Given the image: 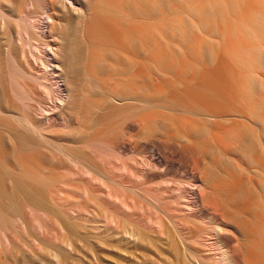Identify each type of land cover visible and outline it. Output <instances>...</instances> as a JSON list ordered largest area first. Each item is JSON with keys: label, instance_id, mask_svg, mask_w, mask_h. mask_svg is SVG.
Instances as JSON below:
<instances>
[{"label": "bare ground", "instance_id": "1", "mask_svg": "<svg viewBox=\"0 0 264 264\" xmlns=\"http://www.w3.org/2000/svg\"><path fill=\"white\" fill-rule=\"evenodd\" d=\"M3 1L4 4L2 0H0V18L3 20L15 18L17 20L19 42L21 41V44L24 45L22 47V52L23 55L28 59L31 73H26L24 70L17 71L14 68L13 55L9 48L7 49V51H5L6 53H3V55L0 53V114H7L9 112V109H11V105L13 103H18L21 107L25 108L29 112V116L24 119L23 123L30 131L36 132L37 127L44 121H47V124L48 121H60L58 111L62 110L65 105H68L70 103L69 100L71 99V97L73 96V92L75 91L74 89L73 91L70 87V72L66 66L68 65V63L71 65L72 60L74 63H81V54L86 48H84L81 43L75 42L71 46L67 45V47L65 48V56H60V52L56 43L49 42V44L47 45L38 43L35 38L32 37V35L42 33L41 31H39L41 29V27L39 26V20L38 18H34L37 20L30 18L32 17L31 14L35 12L33 10L37 5L42 7L47 13V21L45 23L47 25H45L46 27H50L56 24L55 16L59 14L58 5L60 4L63 9H66L70 12H78L82 15L91 14V22H89L91 23V27L90 31H87L89 32L87 33L88 39L93 42L96 41V44H98L99 42L102 43L103 41L107 42V40L113 41H110L112 46L104 47L106 45L98 46V44L97 46L95 45V47L86 50L87 53H90L91 57V62L86 65V70L90 77H93L92 79H94L95 77V80L98 81L110 80L111 82L123 84L120 94L112 96L109 104L107 106H104L103 108H100L99 111L103 113L109 111L110 113L108 114H111L113 108L118 109V107L120 108V106L124 108V106L126 107L132 104L147 107L150 104H158L164 98L168 101L172 100V94L175 92L171 94V90H173L171 88L170 91L166 92L165 94L163 93L164 96H162V94L160 95L159 93H162V91H159L158 95V93L154 94L152 92H148L147 89L143 88L142 86L134 89L129 85L141 82L143 83L147 80H151V78L154 77V72L152 71V69L145 68L141 63L140 56L141 53H145L144 57H146L147 60L152 57V53L148 48L145 49V52H142L141 47L136 44L137 42L134 34H136L137 36L138 34L140 35V30L131 29V31H125L122 29L125 26L126 22L125 15H146L150 17L153 14L164 13L168 10L166 0ZM80 7L81 10L78 9ZM31 10L32 13L30 12ZM28 14L31 16H29ZM35 14H37V12ZM113 20L116 21L117 25H114L112 23ZM205 52H207L208 54V57L206 56L207 59H211L208 62H205L206 64L209 63V69L211 68V70H209V72L207 71L206 75H204V72V76L197 72H186L188 73V81L191 82V84L193 83L194 86L189 87V89L186 88L188 86L185 84V88L181 86L183 87L181 88L182 90H174L177 93L181 91L179 93L181 95L178 96L177 94V100L175 101L177 103V108H182L180 106H187L188 108H190V110H207L205 111L208 116V118L205 119L206 124L204 123L203 119L204 114L200 115V117L203 116L201 117L203 119V122H201L208 126L205 127L203 126L204 124L200 123V119H197L198 116L196 118V115L198 114H195V116L189 119L190 121L186 122L183 127H179V125H177V127L176 124L173 125L170 120H166L168 122L167 124L163 122L165 124L162 123V127H157H160V130L165 131L169 134L174 133L178 136L179 139L182 140L183 144H177L170 138H165L164 140H160L159 142L155 141L156 149L165 155L166 160L164 161V163L168 165V168L170 167L171 169L179 166L180 168H185L187 170V173L191 172V174H193L192 179L194 178L193 180H195V184H193L194 182L192 183L194 186L191 184L194 187V189L192 188L193 190L191 191L192 197L187 199L184 198L186 200L182 201L180 199V196H178L177 194L178 191L175 192V190H177L178 188L174 189L173 193L169 189L170 193L172 194L171 196L169 194L168 197L166 196L168 192L162 191L160 192V194H155L151 191L149 192L147 189L143 190V188L140 187L141 177L139 174L141 172L138 174L136 168H134L131 164L121 160V155L127 152L132 156L134 154V156H136V154H138L141 150V143L139 140L132 139L133 136H130L129 134L136 130H139L140 132L146 131L147 133H151L153 132L156 121L155 118H149L150 116L148 115V117L144 116L137 121L132 120L131 122H128L127 120L126 123L121 118L122 120H120L123 121L124 123H122L125 125H122L121 128H125L126 131H129V133H126L123 138H112L107 137L110 135L101 137L95 136V132L94 136L89 138L87 143H85L87 144V150L85 149L86 152L83 155H75L72 159V163L75 166L76 170L78 169V174H82L81 176L83 177L85 176L86 178H84L88 179L86 181H89L91 184L93 183L97 185V195H100V197H102V199L106 203H108V205L115 207L116 210L123 214V217H134L135 219H140L141 221L133 222L135 226H130L131 223L128 226H121V222H104L105 226H107L108 228H105L104 223L102 222L103 224L101 223V225H103L105 229H110L113 231H111L113 233L112 236L110 235L111 238L109 237V235H107L109 237L107 239V236L105 234L103 235L105 237V240L103 237V240H98L97 236L99 234L94 239V236L89 235V232H83L82 224L85 222H55L54 231H49L47 227L48 225L46 227L42 226L44 241H42L43 243L40 247L43 251L42 260L41 258L40 260L43 261V264L264 263V244L260 251L259 247L257 246L258 242L256 244L253 239L254 236L260 238V229L258 226L253 225V227L250 221L243 215L245 213V210H242L238 207L245 202V199H243V196L241 194L242 188L239 186L241 181H239L238 183V180H241L243 176L236 181L235 176L238 173H226L228 174L227 176L223 175L221 179L217 178V181H212V178L208 175L210 174V169L208 168V171V169L206 168L207 175L204 170V167L207 164V154L214 152L212 147H207L206 145H216L219 148V145L217 144H220V140L222 139L218 132H215L213 137L212 135L209 136L208 130L210 125L211 130H213V134L214 130L220 131L218 130L219 126V129L228 127L230 128V130H232L231 127L234 128V126L238 124V119L247 118L248 120L250 119L252 123L254 122V124L258 126L257 128L259 129V131H261L263 135L262 137L264 139V93H262V88L257 81H255V84L253 86V82L251 83L246 76L244 78H246L248 83H251V86H253L252 89L248 85L249 89H252V92L248 91V93L243 91L244 87H241L243 92L242 94L238 93L240 92V90H236L238 91V94H236V92H232L231 86L233 83L231 84V86L228 83V80L232 78L229 77L227 79L225 77V73L227 71L224 73L227 66L217 64L218 61L214 63V61L217 60H212L215 56L213 55L214 50L212 51L211 49H209ZM206 57L204 59L207 61ZM3 58H5V61H3ZM165 63H170L167 52H165ZM183 64L184 65H182V67H184L180 70L178 69V76H184V74L186 75L184 71L187 67L190 66L188 61L183 62ZM237 65L239 66L240 64H234V68L238 67ZM171 66L169 65L168 68ZM201 66L202 65H200V67ZM241 66L246 68V70L247 68L249 70H252L251 66L254 67V65L252 64H241L238 68H240ZM195 67H193V69ZM243 67L240 69H243ZM191 69L189 70L192 71ZM196 69L198 70V68ZM199 69L203 73V68ZM194 71L196 70L194 69ZM79 72L80 70L76 69L75 71H73V74L77 76L79 75ZM156 72L157 71H155V73ZM241 73L245 75L244 73L247 74V71H241ZM226 74L229 75V73ZM27 79L32 80V82L34 83V88L32 87L34 90L42 87H44V89L46 90L48 89V91L50 90L49 93L51 92V96L47 95L49 96L48 99H50V102L52 104L50 108L48 107V109H46L45 106V108L43 107L41 101L35 98V94H33L34 92H31L33 91V89L29 90H31L30 92L34 95V97L30 96V92L27 88V85L25 84V81ZM235 79L236 78H234V81ZM55 85H57V89ZM180 85L177 87H180ZM235 85L233 87H235ZM164 89H166V87ZM174 95H176V93ZM75 96L77 95L75 94ZM174 104L172 107L173 109L175 107ZM235 104H239L240 108L243 107V109L240 110L239 106L236 105V107ZM71 105L72 104L70 103V106ZM76 105L77 103L75 104V106ZM79 105L76 106V108H78L75 112L77 115L79 113L78 110L80 111ZM172 108L169 110H173ZM177 110L176 112L180 113L181 110ZM183 110L185 109L183 108L182 111ZM114 112L116 111L114 110ZM176 112L172 113L175 115ZM183 112L185 114L186 110ZM187 112L191 113L192 111ZM97 113L98 112H96L93 117L97 116ZM172 113L170 112V115ZM108 114L106 113V115ZM118 114L121 113H114L113 115L116 117ZM168 114L166 113V115ZM189 115L187 117H190ZM114 116L110 115L107 119L109 120L110 117L112 119ZM187 117L185 115L184 118L186 119ZM97 119L99 120V117ZM247 119H245V121H247ZM186 120L188 121V118ZM245 121L240 122L246 123ZM234 130L237 131V129L235 128L232 131ZM235 131L233 133H235ZM98 132L97 135L100 134ZM237 134L235 136H237ZM242 134H245L244 131ZM23 135L18 136L17 138L19 139L21 147H23L22 149L26 153L28 151H31L32 147L35 150L36 147L34 145L36 144H33V140L29 141V135L27 137ZM224 135H227V133ZM239 135L240 133L237 137H239ZM16 137L14 139H16ZM230 137L231 136L229 135L228 138ZM256 138L257 137L252 138V140L250 141L246 138V140L250 142L251 145H255V147L253 148L251 147V145L248 144L251 148L247 145L251 150H247L249 148H245L248 142H245L246 144L244 145V147L242 146V148L246 149L247 151H254L253 153L257 151L259 155L256 153V158L258 159H253L254 163L258 166L255 174H257L258 176H264V153L261 152V150L264 151V145H262L261 141L259 148L261 147L262 149L260 148L261 150H258L256 146L259 144V141L258 139L256 140ZM253 139H255L257 142ZM241 140L242 138L236 139V141L229 140L230 142L228 141L229 143H226L225 146L226 150L223 148L225 150V155L231 152L233 155V153H235L234 149H238V147L240 148L241 145L244 144L243 142V144L240 143ZM251 141H253L254 144ZM113 147H115V149ZM242 148L240 150L241 153L243 150ZM170 150H173V153H170ZM216 151L217 150H215V152ZM112 152L115 153L116 156H113ZM236 153L239 154V151H237ZM249 153L246 154L247 157ZM25 154L21 156V164L24 170L22 175H8L6 171L3 170L4 168H0V221L2 222L6 221L4 219H7L6 216H8L9 214L18 215L22 212V201H25L30 206L38 209H40L44 204L43 179L41 177L37 150H35V154L33 156ZM250 156L252 157L253 154L250 153ZM248 160L250 159L248 158ZM255 164L253 165L256 166ZM146 165L148 166V164ZM158 165L159 164H157L156 167H158ZM99 166L104 167L105 169H107V172L110 173L106 175L107 173L105 174L99 172ZM233 166L238 165H236L235 163ZM170 169L167 170L170 171ZM239 169V167L238 169H235L234 167V171H237ZM110 174H112L113 176L111 177ZM208 176L211 178V181ZM262 178L264 179V177ZM262 181L264 182V180ZM113 183H117L119 187L121 186L120 188H122V190L120 188L119 190L117 186L115 188L112 185ZM145 186L146 185H144L143 187L145 188ZM179 186L181 188V185ZM262 186L264 187V183L262 184ZM250 191L251 190L249 189V193ZM185 193L187 194V192ZM181 194L183 195V191ZM247 198L246 201H248ZM139 199H142V201L144 200L145 202L151 204L159 210H162L161 208H163L165 203L167 204L168 201L171 207L173 205V202L172 204L170 202L172 199H175L172 201L175 202L176 200H178V203L176 202V204L182 206V209L177 212L180 218L188 217L187 219L189 220V217L193 219L192 217L203 218L204 216H206L211 218V221L213 220L214 222H200L209 225H207L209 228L207 230H204L203 228H199L198 225V227H195L196 224L193 225L194 227H191L190 225L192 224H190L189 222H184L185 218L181 219L180 222H164V220L161 218L162 216L153 215L155 212L151 216L147 215L148 217L139 216L137 215V212L139 211L138 207H140L141 203L143 204L144 202L139 201ZM249 199L251 200V198ZM250 200L248 202H250ZM253 201L255 202V199ZM254 202L251 203V206ZM256 202L254 204H256ZM260 202L262 201L260 200ZM176 204L174 203L175 206H177ZM257 204L259 205V203ZM166 206L169 205L167 204ZM256 207L253 208L255 209ZM263 207L261 206L259 208L261 209ZM115 208H113V211L115 210ZM263 209L259 210V212L261 211V214L263 213ZM175 210L177 209L175 208ZM83 211L85 212L86 210ZM28 212L31 216L34 217L35 222H40L39 217H37V212L39 211L34 210L30 207ZM157 212L161 213L160 211ZM174 219L177 220L176 218ZM95 228L96 230L98 229L97 227ZM100 229L98 230L101 231L102 229ZM84 230L86 229L84 228ZM109 231L105 230L104 233L108 232L107 234H109ZM92 232L94 231L92 230ZM49 236H51V239ZM240 238L243 239L241 241H244V243L241 242L242 244L238 245L237 242ZM259 238L256 240L259 241ZM260 243H263V241H259V244ZM49 256L51 258H49Z\"/></svg>", "mask_w": 264, "mask_h": 264}, {"label": "rangeland", "instance_id": "2", "mask_svg": "<svg viewBox=\"0 0 264 264\" xmlns=\"http://www.w3.org/2000/svg\"><path fill=\"white\" fill-rule=\"evenodd\" d=\"M2 2L4 4L3 0ZM166 3L168 10L164 13L153 14L150 17L146 15H125L126 22L125 26L122 29L125 31H131V29L140 30V35L138 34L137 36L136 34H134L137 42L136 44L141 47L142 52H145V49L148 48L152 53V57L147 60L146 57H144L145 53H141L140 56L141 63L145 68L152 69V71L154 72V77L151 78V80H147L143 83L141 82L129 85L134 89L142 86L143 88H146L148 92H152L154 94L162 91V93L159 92L160 95L162 94V96H164L163 93L165 94L166 92L173 89L171 90V94L175 92L176 95H174L175 93L172 94L171 101H168L164 98L158 104H150L147 107L131 104L126 107L124 106V108L122 106H120V108L118 107V109L113 108V111L111 110V114H108L110 113L109 111L103 113L99 110L100 108H103L104 106H107L109 104L112 96L120 94L123 84L111 82L110 80L98 81L95 80V77L94 79H92L93 77H90L86 70V65L91 62L90 53H87L86 50L95 47V45L97 46L98 44V46L106 45L104 47H109L112 46L110 41H113L107 40V42L109 43H107L106 41H103L104 43L98 41L99 43L97 42L98 44H96V41L93 42L87 38V33H89L87 31H90L91 27V23H89L91 22V14L82 15L78 12H70L66 9H63L59 4V14L55 16L56 24L50 27H46L47 25L45 23L47 21V13L45 12V10L37 5L35 9L33 8L34 10L32 9L33 11H35L34 13H32V10L30 11L32 13H29L32 15V17L30 18H38L39 26L41 27L39 31H41L42 33L32 35V37L35 38L38 43L44 45L49 44V42L56 43L60 52V56H65V48L67 47V45L71 46L75 42L81 43L82 46L86 49L81 54V63H74L72 60L71 65L68 63V65L66 66L70 72V87L75 91L73 90V98L71 97V99L69 100L72 105L70 106L69 103V106L65 105L66 108L64 106L62 110L58 111L60 120L57 121L58 123L53 121L52 123L48 121L47 124V121H44L37 127L36 132L30 131L23 123L24 119L29 116V112L25 108L21 107L18 103H13L11 105V109H9V112L7 114H0V122L2 121L0 123V125L2 124L0 126V168H4L3 170H5L8 175H22L24 170L21 164V156L26 152L22 149L23 147H21L19 139L17 138L18 136H22L23 134L26 137L29 135V141L33 140V144H36L34 146L36 147L35 150H37L38 153L40 172L43 179L44 188V204L40 209L34 208L27 204L25 201H22L21 213H19L18 215L9 214L8 216H6L7 219H4L6 221H0V264H43V261H41L43 251L40 248L43 243L42 241H44L42 226L46 227L48 225L47 227L49 231H54L55 222H85L82 224L83 229L81 228L83 232H89V235H93L94 239L99 234L97 236L98 240H103L102 237L105 240V237L103 235H109L110 237V235H113V231L110 229H105L108 227L105 226L104 222H121V226H128L131 223L130 226H135L133 222L141 221L140 219H135L134 217H123V214L116 210L115 207L108 205V203H106L102 199V197H100V195H97V185L93 183L91 184L89 181H86L88 179H85V176L84 178L83 176H81L82 174H78V169L76 170L75 166L72 163V159L75 155H83L86 152L87 144L85 143H87L89 138L94 136L95 132V136L99 137L110 135L107 137L123 138L126 133H129V131H126L125 128H121L122 125H124L123 121H125V123L127 122V120L128 122H131L132 120L137 121L144 116L155 118L156 121L153 132L151 133H147L146 131L140 132L139 130H136L129 134L130 136H133L132 139L139 140L141 143V150L138 154H136V156H134V154L133 157L130 153L127 152L121 155V160L131 164L134 168H136L138 174L141 172L139 174L141 177L140 187L143 188V190L147 189L149 192L151 191L155 194H160V192L162 191L168 192L166 195L168 197L169 194L171 196V194L174 192V189L178 188L177 190H175V192L178 191L177 194L178 196H180V199L182 201H185L187 198L192 197L191 191L194 189L193 184H195V180H193L194 178L192 179L193 174H191V172L187 173V170L185 168H180L179 166L171 168L172 170L170 169V167L168 168V165L164 163V161L166 160L165 155L156 149L155 141L159 142L160 140L162 141L165 138H170L177 144H183L182 140L179 139L178 136L174 133L169 134L159 129L163 126V124H167L168 120H170L173 125L176 124V126L179 125V127H183L186 122L190 121L189 119L195 116V114H198L196 115V118L198 116L197 119H200V123H202L204 119V123L206 124L205 119H207L208 116L205 111L207 110H190V108H188L187 106H180L182 108H177V103L175 102L177 100V94L178 96L181 95L179 94L181 91H179V93H177L176 91L182 90L181 88H183L185 84L188 86L186 87L185 85L186 88L194 86L193 83L191 84V82L188 81L187 77L189 72H197L204 76L207 74V71L209 72V70H211V68L209 69V63H205L211 60L209 58L207 59L208 54L205 51H208L209 49H211L212 51L214 50L213 55H215L216 57L214 56V59L212 60L214 61L217 59L216 61H214V63L218 61L217 64L227 66L224 73L226 71V73H229L230 76L225 73V77L227 79L229 77L232 78L228 80L230 86L233 83L231 86L232 92H236V94H242L243 92L241 87L245 88H243V91L250 92L253 89L255 81H257L262 88V93H264V0H166ZM78 9L81 10V7ZM36 12L37 14H35ZM33 14L36 16H34ZM112 23L114 25H117L115 20H113ZM23 46L24 45L21 44V41L19 42L17 20L15 18L9 20H3L0 18V53L3 55V53H6L5 51H7V49L9 48L13 55L14 68L17 71L24 70L26 73L30 74L31 70L28 59L23 55L22 52ZM165 52H167L168 54L170 63H165ZM205 57L207 61L204 59ZM3 61H5V58H3ZM185 61H188L191 67L189 66L185 69L184 73L188 72L186 73V75L184 74L185 77L178 76V69L180 70L184 67H182V65H184L183 62ZM234 64H252L254 65V67L251 66L252 70H249L248 68L246 70V68H244L243 66L240 67H243V69L238 68L240 65H237L238 67L234 68ZM169 65H172V68H168ZM200 65L204 66L200 67ZM193 67H195L194 69L196 71H194ZM196 68H198V70ZM199 68H203V73ZM76 69L80 70L79 75L77 76L73 74V71H75ZM189 69H191L192 71H190ZM155 71L157 72L155 73ZM241 71H247V74L244 73L245 75H243ZM245 76L248 80H250L251 83L253 82V86H251V83H248L247 79L244 78ZM234 78H236L235 81ZM245 79L247 82L245 81ZM25 84L27 85L28 90H32L34 88V83L30 79H27L25 81ZM179 85L180 87H177ZM234 85L235 87H233ZM248 85L252 89H249ZM56 86L57 85H55V87ZM165 87L166 89H164ZM174 89L177 90L175 91ZM31 90H29V92ZM236 90H240V92ZM47 91L48 89L46 90L44 89V87L38 88L37 90L33 89V91H31L32 93L34 92L33 94H35V98L41 101L43 107L45 106L46 109H48V107L50 108L52 105L50 99H48L49 96H51V92L49 93L50 90L48 92ZM31 92L30 96L34 97ZM75 94L77 96H75ZM76 103V106L80 104V111L78 110V115L75 113L76 109H78L75 106ZM173 104L175 105L176 110H181L180 113L176 112L175 107L174 109L172 108ZM236 105L239 106V104H235V106ZM171 108L173 110H169ZM183 108L186 110L185 114L183 112L185 110L182 111ZM239 109L242 110L243 107L240 108L239 106ZM114 110L116 112H114ZM187 111L192 112L190 113ZM96 112H98L97 116L93 117ZM170 112H176V116L173 113V115H170ZM73 113L74 115H76L74 116ZM106 113L108 115H106ZM114 113L121 114H118L115 117L113 115ZM166 113L169 114L166 115ZM104 114L106 115V119L109 118L108 116L110 115L114 116L112 118L113 120L110 117L111 120L107 119L106 121ZM189 114H191L192 116ZM202 114H204L203 119L201 118L203 116L200 117V115ZM185 115L186 117L188 115L190 116L187 117L188 121L186 120L187 118H184ZM98 117L99 120L97 119ZM121 118L123 119V121H121ZM245 119L247 118L238 119V124L234 126V128L237 129V131L234 130L235 133H233L234 131L232 130L234 128L232 127V130H230V128L228 127H224L225 129H219L220 126H217L218 130L220 131L214 130L212 134L213 130H211V125L209 126V136L212 135L213 137L214 133L218 132L222 139L220 140V144H217L219 145V148L216 145H206L207 147H212L214 152L207 154V164L205 165L204 170L206 173V168L210 169V171L208 169L210 173L208 175L212 178V181H217V178L221 179L223 175L227 176L228 174L226 173H238L235 176L236 181L243 176L241 180H238V183L239 181H241L239 186L242 188L241 194L243 196V199H245V202L238 207L242 210H245V213L243 215L250 221L252 226L254 225L259 227L261 235L260 238H258L259 241L262 240L263 243H260V246L259 241L256 240L258 239L257 236H254L253 239L256 244L258 242L257 246L261 251L264 244V222H262L264 221V187L262 186V184L264 183L262 181L264 180L262 177L264 176H258L257 174H255L258 166L254 163L253 159H258L256 158L258 153L257 151L255 153H253L254 151H247L251 150V147H255V145H251V143L247 140H249L250 137V140L257 137L256 140L258 139L259 144H255H258L256 147L258 150H261L262 148L260 147V149L259 146L261 143L262 145H264V139L262 137L263 135L261 131H259V129L257 128L258 126L254 124V122L252 123L250 119H247V121H245ZM239 120L241 122L245 121L246 123H241ZM205 124L203 126H208ZM243 131L245 134H242ZM97 132L100 134L97 135ZM237 132L238 134L240 133L239 137H237ZM223 133H227V135H224ZM236 134L237 136H235ZM229 135L231 136L230 138H228ZM15 137L17 140L14 139ZM239 138H242V140H244H241L240 142L241 144H244L241 145L240 148L238 147V149L236 148L234 150L235 153L239 151L240 155L238 153H233L232 155V152L229 154L226 153L227 155H225L224 152L226 150V143H229V140L236 141V139ZM245 142L248 143L246 144ZM251 142L254 144L253 141ZM245 144V148H249V145H251V147L247 150L243 149L242 146L244 147ZM113 148L115 149V147ZM241 148L243 149L242 153L240 151ZM35 150L32 147L31 151H28L25 155L28 154L33 156L35 154ZM215 150L217 151L215 152ZM249 152L253 154V158L250 156ZM261 152L264 153V151L262 150ZM170 153H173V150H170ZM248 153L249 155L247 157L246 154ZM112 155L116 156V154L113 152ZM232 157L235 159H233ZM248 158L250 160H248ZM233 163H236V165L238 166H233ZM146 164H148V166ZM157 164H159L158 167H156ZM253 164H255L257 167ZM234 167L235 169H238V167L240 169L234 171ZM167 169H170V171L172 172L168 171ZM98 171L105 174L107 173L106 175L110 173L107 172V169L102 166H99ZM110 175L111 177L113 176L112 174ZM209 176L208 178L211 181V178ZM244 180H247L248 182ZM112 185L115 188L117 186L118 189L121 187H119L117 183H113ZM144 185H146L145 188L143 187ZM179 185H181V188ZM120 189L122 190V188ZM169 189L172 193H170ZM249 189L252 192L250 191L249 193ZM182 191L184 196L181 194ZM184 191L187 192V194ZM252 193H254L256 197ZM246 198L248 201L250 200L249 198H251L250 202L246 201ZM252 199H255V202L257 199L256 204L259 203L260 206L258 204H254L255 202ZM172 200L170 202L171 204L173 202V205L171 207L168 201L167 204L169 206H166L167 204L165 203L163 208H161L162 210H159L158 208H155L144 200L143 202L142 199H139V201H142L143 204L141 203L140 207H138L139 211L137 212V215L148 217L155 212L153 215L162 216L161 218L164 220V222H180L181 219L185 218H180L177 213L182 209V206L176 204V202L178 203V200H176L175 202ZM260 200L262 202H260ZM252 202L254 203L251 206ZM174 203L178 207L175 206ZM261 206L263 207L261 208L263 209L262 214L261 211L259 212V210H261L259 207ZM30 207L34 210L39 211L37 212V217H39L40 222L34 221V217L31 216L28 212ZM253 207L256 208L254 209ZM113 208H115L114 211ZM175 208L177 210H175ZM83 210L86 211L84 212ZM166 210L168 212L170 210L169 214ZM157 211H160L162 214ZM174 218H176L177 220H175ZM187 218L188 217L184 219V222H189L190 224H192L190 225L191 227L196 224L195 227L199 226V228H203L204 230H207L209 228V225L207 224V226L206 224L200 222H214L213 220L211 221V218L206 216H204L203 218L192 217L193 219L189 217V220ZM102 222L104 223L105 228L103 227V225H101ZM95 227H97L98 229L101 228L102 230H110L109 234H107L108 232L104 233L105 230L102 231L100 229L101 231H99L97 229V231ZM84 228L86 230H84ZM92 230L94 232H92ZM49 237L51 239V236ZM109 237L107 236L106 238L108 239ZM241 240L243 239L240 238L237 242L238 245L244 243V241ZM49 258L51 257L49 256Z\"/></svg>", "mask_w": 264, "mask_h": 264}]
</instances>
